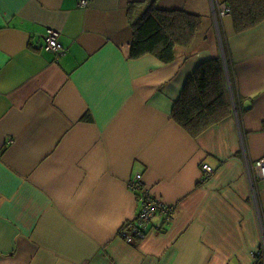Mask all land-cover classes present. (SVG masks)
<instances>
[{"label":"crops","instance_id":"obj_1","mask_svg":"<svg viewBox=\"0 0 264 264\" xmlns=\"http://www.w3.org/2000/svg\"><path fill=\"white\" fill-rule=\"evenodd\" d=\"M80 2L0 0V264H264V22L237 33L213 15L227 0H156L204 21L165 65L131 57L153 0ZM49 29L61 56L44 49ZM215 58L231 114L194 138L173 108ZM135 173L175 212L130 245Z\"/></svg>","mask_w":264,"mask_h":264},{"label":"trees","instance_id":"obj_2","mask_svg":"<svg viewBox=\"0 0 264 264\" xmlns=\"http://www.w3.org/2000/svg\"><path fill=\"white\" fill-rule=\"evenodd\" d=\"M154 2L131 23L132 58L152 55L165 65L177 59V48L191 49L201 36L204 21L183 11L158 9ZM237 33L264 22V0H227ZM60 38V37H59ZM223 62L215 58L201 65L185 86L173 108V118L197 138L231 114ZM129 187V186H128ZM261 259L260 253L256 260Z\"/></svg>","mask_w":264,"mask_h":264},{"label":"built area","instance_id":"obj_3","mask_svg":"<svg viewBox=\"0 0 264 264\" xmlns=\"http://www.w3.org/2000/svg\"><path fill=\"white\" fill-rule=\"evenodd\" d=\"M80 4L82 6H88V0H81ZM231 14V9L226 5H220L217 11H214V16L216 19L218 17H226ZM60 33L56 30L49 29L45 37L44 49L46 51H51L56 55L61 56L65 53V49L61 42L59 41ZM203 171L206 175L213 173V169L208 165H203ZM259 174L264 177V163L263 161H258L254 165ZM129 189L134 193H137V200L140 205V211L136 219L126 222L121 231V238L130 245H138L140 242L144 241L147 237V233L152 221L160 216L164 220V224H171L173 222V213L175 212V206L164 202L161 199L153 196L143 181V175L141 173H135L128 181ZM262 237L263 245L261 250L258 252L264 259V218L262 220ZM257 253V254H258Z\"/></svg>","mask_w":264,"mask_h":264},{"label":"rangeland","instance_id":"obj_4","mask_svg":"<svg viewBox=\"0 0 264 264\" xmlns=\"http://www.w3.org/2000/svg\"><path fill=\"white\" fill-rule=\"evenodd\" d=\"M221 5V4H220ZM220 5H218V6H213V15H214V11H217V9H218V7L220 6ZM231 15V14H230ZM230 15H228V16H230ZM227 17V16H226ZM214 18L216 19V17L214 16ZM220 17H218L216 20H217V22H218V19H219ZM221 18H225V17H221ZM258 162V161H257ZM256 162V163H257ZM255 163V164H256ZM252 182H255V177H253L252 176V178L250 179ZM255 201H256V199H255ZM123 227V226H122ZM122 229V228H121ZM128 244V243H127ZM254 259H256V253H255V255H254Z\"/></svg>","mask_w":264,"mask_h":264}]
</instances>
